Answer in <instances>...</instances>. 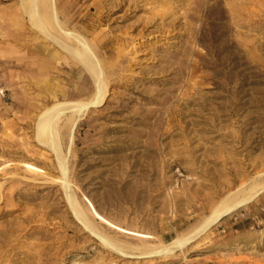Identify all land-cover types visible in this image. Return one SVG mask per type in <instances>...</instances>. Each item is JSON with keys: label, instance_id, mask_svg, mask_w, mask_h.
Segmentation results:
<instances>
[{"label": "rangeland", "instance_id": "obj_1", "mask_svg": "<svg viewBox=\"0 0 264 264\" xmlns=\"http://www.w3.org/2000/svg\"><path fill=\"white\" fill-rule=\"evenodd\" d=\"M54 3L60 23L75 26L89 44L120 35L133 38L138 46L147 39L159 48L155 55L177 54L170 60L174 63L184 46L190 52L182 81L162 87L148 81L158 76L152 56L137 55L120 63L112 52L114 43L98 49L107 71L115 72L109 78L106 104L85 114L71 133L64 132L66 118L60 121L67 179L88 216L92 219L84 199L112 224L152 239L128 236L95 221L99 231L125 252L118 253L73 217L60 186L55 153L37 141L36 123L54 103L52 94L71 92L89 77L32 26L21 0H0V165L6 167L0 195L11 204L8 214H0V232H11L7 237L0 234V264H264V191L182 248L140 255L192 235L228 193L264 186V0ZM162 15V23L172 26L155 33L140 31L141 26L134 30L140 21ZM48 50L67 56L66 63L51 62ZM42 61L52 66L46 75L39 69ZM188 78L192 87L186 97L198 102L185 109L183 121L193 120L198 126L164 132L162 123L154 124L152 118L149 128L99 131L101 125L129 126V120H122L126 113L113 114L119 103L135 111L143 104L142 91L175 87L179 96ZM71 100L77 99L67 101ZM161 113L167 116L163 110L157 115ZM89 121L98 124L96 132L84 125ZM24 163L44 174L32 179L19 171L13 176V169H23ZM10 178L13 183L6 181ZM28 179L30 186L20 182ZM18 192L28 197L21 199Z\"/></svg>", "mask_w": 264, "mask_h": 264}, {"label": "bare ground", "instance_id": "obj_2", "mask_svg": "<svg viewBox=\"0 0 264 264\" xmlns=\"http://www.w3.org/2000/svg\"><path fill=\"white\" fill-rule=\"evenodd\" d=\"M21 4L27 13L32 26L42 33L47 39L53 41V43H55L65 55L69 56L79 66H81L89 77V79L85 77L83 82L80 83V86L71 92H64L61 90L59 97L55 94H52L54 103L51 106L46 107L38 116L36 123V139L40 144L51 149L55 153L60 171V186L64 191V196L68 207L75 220L81 224L83 228L86 229L91 235L98 238L102 245L112 249L115 252L125 254L123 248L120 245L116 244L99 231L95 221H99L101 225H105L113 230H117L118 232L139 239L148 240L152 239V236L146 233L125 230L112 224L100 213H98L95 207L90 202H88V200L84 199L87 202L88 209L92 214V219L88 216L84 207L81 205L71 190V186L67 179V166L65 159L61 154L60 121L63 117L66 118L63 126L64 132L66 131L71 133L77 122L80 121L85 114L88 115L92 112H95L96 109L101 108L106 104L107 98L109 96V78L115 75V72L107 71L104 64L100 61L101 53L98 52V49H105L107 48L108 44L114 43L116 47L113 48L114 50H112V52L116 54V58H120V63L128 61L130 58L132 59L137 55L152 56V59L155 60L153 63L158 64V72L154 73L158 74V76L149 78L148 81L154 82V84L162 87L169 84L177 85L182 81V76L185 74V70L187 69L184 60L190 55V52L185 46H182L183 49L177 52L180 55V58L178 59L179 62L174 63L170 60L175 59L177 54L155 55V52L159 51V48L152 46V44H150L147 39H144L138 46L136 45L133 38H128L125 35L110 37L108 42H99L100 44L95 46L89 44L86 39L81 37L78 34V29L75 26L69 27L66 24L60 23L58 12L54 8V0H21ZM125 4L126 2H124L122 5L124 6ZM122 5L116 11H121L123 7ZM163 19L164 15L152 21L142 20L139 24L134 26V30L141 26L140 31H148L153 29L155 31L151 30L149 32L155 33L157 31L160 32L162 29L164 30L166 27L172 26V24L162 23ZM158 21H160V23H157ZM88 27H90V25ZM109 51L110 49H106V52ZM46 56L54 64H58L60 61H64L66 63L67 56L62 57V55L56 51L48 50ZM72 65L76 66L74 62H72ZM209 67L214 69V66ZM50 68H52V66H50V64L46 61H42L39 67V69L45 75L47 73L46 70ZM213 71L214 73L217 72L215 69ZM189 77L191 78V70H189ZM190 78H188L184 89L180 91L179 96H175V92L177 90L175 87L169 89L153 90L151 92L142 91L139 96L143 101V104L139 110L135 111L130 110L127 104L119 103L117 110H115L113 114L117 116H123V114L126 113L127 115H125L122 120H129L127 121L129 126L121 127L115 125H101L99 126V131L128 132L135 126H144L149 128L152 126V124L149 122L152 118H155L154 124L157 122L162 123L164 132H174L177 130L183 132L188 125H192L193 127L198 126L199 124L196 121H183L187 116V111H185V109L188 106H195L198 102L196 97H186L188 90L190 87H192L190 84ZM209 79L212 81V76ZM59 98L64 101L60 102ZM69 99L77 100L67 101ZM147 104H154L159 108L155 110L145 109L143 106ZM161 110L167 113L166 117H162V113L157 115V112H160ZM90 121L85 122L84 125L87 126L90 131L96 132V127H98V124L92 125ZM71 139L72 138H70L69 141H72ZM1 166L2 165H0V167ZM8 166L9 164L7 167ZM5 168L6 167L4 166L0 168V176L1 174L5 173ZM22 168L23 169L14 168L13 176H17L16 173L19 171L27 173L32 179H35L38 175H40L39 173L44 174V171L32 164L24 163ZM30 180L31 179H28L27 182H20L24 183L25 186H30ZM6 181H9L10 183L14 182L13 178H10ZM4 188V183H1L0 191L3 192ZM263 191L264 186L258 189H251L247 193H244L242 190H235L231 193H228L214 207L211 215L205 219L203 224L192 235L186 238L174 240L171 242L170 246H166L160 251L144 252L140 255L161 252L167 254L171 253L175 249L182 248L185 244L191 242L195 237L204 231H207L210 227L220 222L223 218L229 216L241 208L248 206L250 203L255 201ZM17 195L21 199H26L28 197V195L25 193L18 192ZM10 205L11 204L8 202L6 195L1 193L0 207L2 208H0V214H8L10 211H7L6 207ZM9 233L11 232H0L1 236L3 237H7Z\"/></svg>", "mask_w": 264, "mask_h": 264}]
</instances>
